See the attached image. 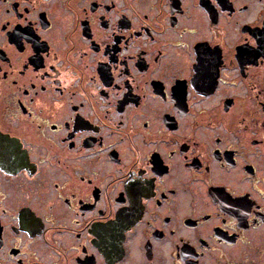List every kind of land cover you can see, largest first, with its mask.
Segmentation results:
<instances>
[{"label":"flooded vegetation","instance_id":"af4514ba","mask_svg":"<svg viewBox=\"0 0 264 264\" xmlns=\"http://www.w3.org/2000/svg\"><path fill=\"white\" fill-rule=\"evenodd\" d=\"M0 264H264V0H0Z\"/></svg>","mask_w":264,"mask_h":264}]
</instances>
